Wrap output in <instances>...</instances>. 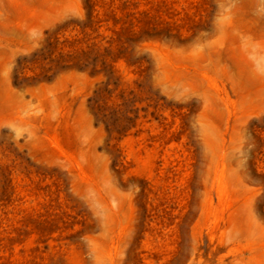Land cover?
<instances>
[{"label":"rangeland","instance_id":"rangeland-1","mask_svg":"<svg viewBox=\"0 0 264 264\" xmlns=\"http://www.w3.org/2000/svg\"><path fill=\"white\" fill-rule=\"evenodd\" d=\"M0 264H264V0H0Z\"/></svg>","mask_w":264,"mask_h":264}]
</instances>
